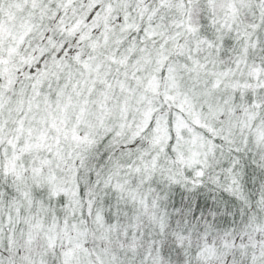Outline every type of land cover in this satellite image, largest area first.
Returning a JSON list of instances; mask_svg holds the SVG:
<instances>
[{"label":"snow or ice","instance_id":"6c2138e0","mask_svg":"<svg viewBox=\"0 0 264 264\" xmlns=\"http://www.w3.org/2000/svg\"><path fill=\"white\" fill-rule=\"evenodd\" d=\"M0 264H264V0H0Z\"/></svg>","mask_w":264,"mask_h":264}]
</instances>
